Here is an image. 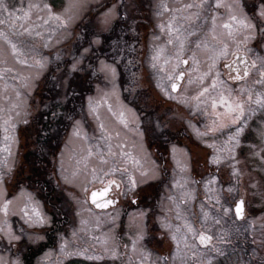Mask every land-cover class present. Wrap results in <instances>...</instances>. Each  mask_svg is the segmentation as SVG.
I'll return each mask as SVG.
<instances>
[{
  "label": "rangeland",
  "instance_id": "1",
  "mask_svg": "<svg viewBox=\"0 0 264 264\" xmlns=\"http://www.w3.org/2000/svg\"><path fill=\"white\" fill-rule=\"evenodd\" d=\"M5 3L13 6L11 10L18 16L22 15L18 10L28 11L35 5L29 19L16 24L40 35H15L9 27L11 20L0 25L4 33L0 38L4 61L0 63V206L11 201L7 214L0 211L3 264H27V251L46 240L50 231L54 241L33 258L34 264H264V113L257 123L262 126L254 134L257 138L248 140L240 155L236 152L238 138L229 139L235 136L236 128L206 132L205 126L197 139L206 149L187 152L188 155L182 152L184 149L172 151V171L158 205L141 207L145 209L144 217L148 210L153 211L149 221L138 218L131 210L126 218H118V207L96 210L86 197L88 182L101 179L105 173L126 180L128 175L121 176L118 171L120 164L138 174H134L139 179L136 184L146 180V175L136 168L148 157L139 150L143 140L140 130L150 115L151 96L158 97L151 94L153 87L168 97L163 106L172 102L209 104L213 98L219 100L221 93L230 99L231 82L227 79L231 76L220 68V61L233 49L260 56L264 61V47L260 51L252 46L253 30L233 25L239 30L229 37L223 27L232 23V16L247 17L244 0H219V8L215 7L217 0H208L202 8H186L190 3L199 5L201 0ZM55 16L60 20L52 18ZM170 23L174 29L171 33ZM205 34L211 41L201 40ZM246 36L251 37L247 42ZM180 40L184 41L182 53L190 49L187 55L191 60L186 67L177 61ZM8 41L17 44L18 55H13ZM201 41L202 47L198 48L196 44ZM225 44L227 55L216 58ZM180 69L186 77L174 93L170 88L173 81L168 77ZM72 78H87L93 83L92 90L79 84L68 85ZM217 80L226 84H217L214 89L212 85ZM242 82L249 91V83ZM203 88L209 91L197 101L194 97ZM82 91L83 99L75 102L78 111L69 117L62 144L52 157V167L46 169L50 181L57 185L55 193L60 194V199H52L59 207L51 208L38 199L41 194L30 184L19 185L29 170V165L22 167V153L35 145L36 128L46 131L43 110L54 109L52 117H66L71 109L67 97ZM250 93L251 102L262 96V92ZM120 113L127 127L120 122ZM188 123L196 121L189 118ZM101 124L105 126L103 132ZM108 136L111 139H106ZM230 156L235 159L230 160ZM191 158L200 173L197 176L192 173ZM233 166L239 175L233 174ZM153 177L154 174L150 179ZM239 197L245 204L242 219L233 212V203ZM34 208L44 218L43 224L36 223ZM22 209L29 215L25 216ZM62 212L67 218L61 217ZM121 225L124 231L119 235ZM186 225L195 230V236ZM201 233L212 237L208 246L199 244ZM13 236L19 239H11ZM90 256L99 259H88Z\"/></svg>",
  "mask_w": 264,
  "mask_h": 264
},
{
  "label": "flooded vegetation",
  "instance_id": "2",
  "mask_svg": "<svg viewBox=\"0 0 264 264\" xmlns=\"http://www.w3.org/2000/svg\"><path fill=\"white\" fill-rule=\"evenodd\" d=\"M244 5V14L249 19H251L253 23L257 24V29L253 30V38L251 40L252 46L258 48L261 51L262 47H264V18L260 17L259 12L261 8H264V4H262L261 0H244ZM210 39V35L205 34V37H203L201 40L207 41ZM202 41L198 42V44L200 45V47L198 48L202 47ZM188 53H190V49ZM188 53H181L180 56L181 64L185 67L189 64L191 60V57L187 55ZM200 57H202V54H200ZM241 58L249 66V76L240 81H233L232 78L227 79L229 82H231V96L229 102H231L232 100H236L244 104L245 112L244 115L241 117L240 121H237L236 124H232L231 121L227 118L222 117L221 119L217 120L216 116L214 115V110L211 107V103L205 104L202 101L192 104H187L186 102L184 104H176L175 102H172L173 105L167 103L165 106H163L164 101H166L168 97L163 95L158 91V89L153 87L151 94L154 92L158 97L151 96V104L149 106V118L147 119V121H143V129L140 130V128H138L140 131H142L141 139L143 138V140L141 141L142 147L139 150L142 152H146L148 154V157L147 159L145 157L141 162V159L138 158L137 163L139 164L140 162L141 166L137 167L136 169H139L141 171L140 174H147L146 180L144 182L137 183V186L134 191L126 192V189L131 188L132 180H139L137 179V176H135L138 174L130 172L127 167H123L120 164L118 166V171H121V176L122 174L128 175L127 179L125 180L123 177L121 178L120 176L114 174H104L101 179H93L87 184L86 197L88 202L90 201V193L102 192L103 189L108 185V182L114 180L116 184L120 185V188H116L115 185H113L111 190L106 194V196L98 197L97 202L103 203L108 199L114 201L113 204L109 205L105 209L118 207L120 211L118 218H126L127 213L131 210L135 215L137 214L138 218H148L147 221H149L150 218H153L154 213L152 210H148L146 212L147 216L144 217V208L152 207L155 205L157 206L160 197L163 195L165 183L169 180L172 171L171 167H173L171 161V152L173 151V153H175L177 150L184 149V151L182 152L188 155L187 152L193 153V151L195 150L201 151L202 149H206L203 144L200 143V141L197 139V133L203 130V126L206 127V132H212L209 131V128L212 127L214 120H216L218 127L220 124L225 125L224 127H221L222 129H242L240 135L236 137L239 140L238 144L236 145V152H239L238 155H240V153L244 151L243 147L245 143L250 139L257 138L254 134L257 133L259 127L262 128V126L258 125L257 123L262 119L264 113V107L257 105L255 102L249 101V95H251V99L253 98L250 91L252 93L262 92V96L260 95L259 97H263L264 84L258 83V81L261 80L260 73L264 71L263 59L260 56H250L246 51L233 49L229 56L220 61V68L223 70V72H226L227 74H229V76L233 77L237 75V73H229L225 65L232 64L233 61H236ZM183 60H187L188 63H182ZM199 62L202 63L201 60ZM253 63H255L256 65L255 68L251 67ZM234 66H238L241 69L244 68V64ZM180 71L184 72V76L179 84L177 91H175L174 93L180 90L184 78L186 77L185 71L183 69H180L178 72ZM178 72H176L175 75H177ZM239 75L243 77V70L239 72ZM242 81L249 83V91L246 90L247 85L244 84V82ZM241 89H243L244 91H241ZM78 95H84V92L82 91L81 93H78ZM195 97H197V95H195ZM82 98L83 96L79 97V99ZM216 100L218 106L215 112L223 113L225 111L224 107L219 106L218 98ZM70 106L71 109L68 110L66 113L65 123L69 122V117L72 115V111L73 108H75V104L70 103ZM45 111L46 110H43L44 116L46 115ZM190 111L192 112L190 113ZM189 118L194 119L196 123L193 125L189 124ZM63 121L64 119H62L59 123L53 124V129L58 130L59 128L64 126ZM139 126L141 127L140 124L138 125V127ZM40 147H42V145H40ZM26 153L27 150H24L22 153L24 158V161L22 163L24 164L22 166L23 168H25L28 164L27 160L25 159ZM94 154L95 156H97V158L101 159V156L97 153V151H94ZM49 158L52 160L51 155H49ZM39 164V168L35 169V174H32L29 168L27 174L24 175V178L20 179L22 182H20L19 185L26 186L27 184H30L31 189L35 191L38 190L43 194V196L46 194L49 195V193L47 192V185L45 186L43 184L44 182L46 183L44 176H47L49 182H51L47 175L48 172H46L45 174L46 168L47 170H49L51 166L48 165V161L45 158H40ZM195 166L196 164L193 163L191 169L192 173L197 176L200 173L198 172L197 167ZM180 168H183V166ZM210 169H212V167H210ZM152 174H154V177L150 179ZM34 180L36 182V185L34 183ZM49 182L47 184H49ZM54 186H56V184ZM44 192H46V194ZM43 196H38V199L44 201ZM45 197V199H47V202H49V199H59L58 195H56L54 198H47L48 196ZM133 200H135L136 203H132ZM51 202L52 205L56 206V208L59 207L58 203L55 204L53 201ZM91 206L94 207L92 204ZM94 208L99 210L103 209L97 207ZM61 215H63V212L61 213ZM196 225L197 228H199V225Z\"/></svg>",
  "mask_w": 264,
  "mask_h": 264
},
{
  "label": "snow or ice",
  "instance_id": "3",
  "mask_svg": "<svg viewBox=\"0 0 264 264\" xmlns=\"http://www.w3.org/2000/svg\"><path fill=\"white\" fill-rule=\"evenodd\" d=\"M261 2H262V4H264V0H261ZM207 3H208V0H201V3L199 5L190 3V4L186 5V8H193V7L202 8ZM12 7L13 6H11V5H6L5 0H0V17H3L4 13L8 14L7 17L0 18V25H4V24H6V22L8 20H11L12 23L9 25V27L14 31L15 35L22 36V35L27 34L28 36H32V35L39 36L40 33L39 32H34V29L29 28V27H24L23 24H20L19 26L16 24V21H18V20H28L29 16H30L31 8L32 7H36V6L35 5H31L28 11L18 10V11H22V15H19V16L16 15V11H12L11 10ZM45 7H47V6L45 5ZM215 7H217V8L221 7V4L219 3V0H217V3L215 4ZM196 15L199 16V13H196ZM259 15H260L261 18H264V8H261V10L259 12ZM52 18L56 19V20H60L59 16H55V17H52ZM231 21H232V23H226V24L223 25V27L228 30V36L229 37H232L233 33L235 31L239 30L238 28H234L233 25H238L240 28H244V29H248V30H256L257 29V24L253 23L252 20L248 19L247 17H245L244 19H238L236 16H232L231 17ZM44 23L47 24L48 21L45 20ZM18 28L22 29V31L17 30ZM168 30H169L170 33L174 30L173 29V25L171 23L168 25ZM175 31L179 32V29H175ZM195 34H196L195 32H189V35H195ZM3 37H4V33L2 31H0V38H3ZM177 39H179V36L177 37ZM213 39H216V37L213 36ZM249 39H251V37L250 36H246L245 37V42H247ZM8 43L10 44V47H11L13 55H18L19 53H18L17 44L13 43L11 41H8ZM169 43H172V41L169 40ZM205 46H207V45H205ZM197 47H200V45L197 44ZM183 50H184V41L180 40V51H178L177 54H176L178 63L181 62L179 60V57H180L181 53L183 52ZM227 50H228L227 49V45L225 44L219 50L218 57H216V58H220V57L226 56L227 55ZM161 51H163V50H161ZM157 58H158V56L154 57V59H157ZM3 62H4L3 61V51L0 50V63H3ZM214 62H215V60H214ZM21 63H23V61H21ZM182 63L187 64L188 61L187 60H183ZM239 64H244V68L241 69L238 66H234V65H239ZM225 67L228 69L229 73H232V72H236L237 73V75L231 77L233 81H240L242 79H245L250 74L249 66L245 63V61L242 58L238 59L236 61H233L232 64H226ZM251 67L255 68L256 67L255 63H253L251 65ZM241 70H243V73H244L243 77H241L239 75V72ZM5 71H11V69H5ZM260 75H261V80L258 81V83L264 84V71H262L260 73ZM183 76H184V73L180 72L178 75L169 76L168 77L169 81H173L171 83V90L173 92L177 91V89H178V84L175 83L174 81L182 79ZM217 76H219V73H217ZM217 84L225 85L226 81H223V80L214 81L212 87L215 89ZM208 91H209L208 88H204L203 91H201L199 93V96L194 97V99L199 101L201 97H205V95L208 93ZM241 91H244V90L241 89ZM229 96H231V90H229ZM249 101H251V95H249ZM255 103L257 105L261 106V107H264V98H261V97L258 96V98L256 99ZM217 106H218L217 105V100L215 98H213L212 101H211V107L214 110V115L216 116L217 120L221 119L222 117L223 118H227V119H229L231 121L232 124H236L237 121H240L241 117L244 115V112H245L244 104L242 102H239V101H236V100H232L231 102H229V99H226L225 96L223 95V93H221L219 95V106L224 107L225 111L223 113L215 112V110L217 109ZM92 111L95 112V108H93ZM119 119H120V122L122 124H124L125 127H127V123L124 120V114L123 113H120ZM224 126L225 125L220 124L219 127H218L216 120H214L213 124H212V127L209 128V131L214 132V131L219 130L220 127H224ZM100 128H101V130L103 132L105 126L103 124H101ZM241 131H242L241 128H237L235 136L229 137V139L230 140H235L236 137H238L240 135ZM76 134L79 135V132H77ZM206 134L207 133H200V135H206ZM106 139H111V137L108 136V137H106ZM229 159L230 160H234L235 157L234 156H230ZM106 162L107 161H105V163ZM213 162H215V161H213ZM113 171H116V169H113ZM233 174L234 175H239V172L235 170L234 166H233ZM105 175H107V173H105ZM142 175H147V174L146 173H142ZM113 185H115L116 188H120L119 184H116V182L114 180H111V181L108 182V185L103 189L102 192H99V193L92 192L91 193L92 203L95 204V206L97 208H106L109 205L114 203V201H112L111 199H108V200H106L103 203H98L97 202L98 197L106 196V194L111 190ZM136 186L137 185H136L135 180H132L131 181V188L130 189H126V192L127 191H134ZM229 191H232V189H229ZM10 203H11V201L5 202L2 206H0V211H3L5 214H7L8 206H9ZM132 203H136V201L133 200ZM243 206H244V201L237 202L236 209H235L237 218H241V219L243 218ZM21 211L24 212L25 216L29 215L28 212L25 211L24 209H22ZM227 211L228 210L225 209V212H227ZM32 214L38 218L36 223L43 224L45 222L44 218H41L40 213L37 212L35 208L32 209ZM178 216H179V213H178ZM205 216H207L206 213H205ZM186 227L188 228V231L190 233H193L194 236L196 235L195 234V230L190 225H186ZM11 239H19V237L13 236V237H11ZM173 239H175V237H173ZM211 240H212L211 236L203 234V233L199 234V236H198V242H199L200 245H203V246H208L210 244ZM191 246L195 247L196 245L194 243ZM88 259H99V257L90 256V257H88ZM0 264H3V260L2 259H0Z\"/></svg>",
  "mask_w": 264,
  "mask_h": 264
},
{
  "label": "trees",
  "instance_id": "4",
  "mask_svg": "<svg viewBox=\"0 0 264 264\" xmlns=\"http://www.w3.org/2000/svg\"><path fill=\"white\" fill-rule=\"evenodd\" d=\"M90 79V77H88ZM71 84H79V85H82L84 88L89 89V91L92 90L93 88V83L89 82V80L87 78H84V79H75V78H72L68 81V85H71ZM84 95H78L76 94V96H73L70 94L68 97H67V100L69 103H74L76 101L79 100V97H82ZM49 97V96H48ZM83 99V98H82ZM45 102V100L43 101ZM57 102V101H55ZM74 110L72 111V113H75L76 112V108H73ZM55 112L54 109H49L45 111V119H46V131L44 133H42L39 129L35 130V133H36V139L35 140V147H31L27 150V153H26V157L25 159L27 160V165H29V168H30V171L32 174H35V169L39 168L40 164H39V159L40 158H45L47 161H48V165H51V159L49 158V155H52L54 154L55 152V148L58 147L60 141H61V138H62V134L63 132L66 130V128L68 127V123H65L66 120H65V117L63 116H58L57 118H55V116H51V113ZM51 118H55L53 119V121H51ZM62 119H64V126H62L61 128H59L58 130H55L53 129L52 125L55 124V123H59ZM45 124V125H46ZM40 145H42V147H40ZM47 169V168H46ZM45 174H46V170H45ZM44 179L46 181V183L44 182L43 185H47L46 187H48L47 189V192L49 193V195L52 194L53 190H54V184L53 182H49L47 176H44ZM49 182V184H47ZM34 183L36 185V182L34 180ZM46 194V192H44ZM43 195V194H42ZM49 195H44L45 196H49ZM46 198V197H45ZM46 204L47 206H49V204L52 205V202L49 200V202H47V199H46ZM53 206V205H52ZM51 207V206H49ZM52 208V207H51ZM65 217V215H64ZM53 227H55L53 225ZM54 241V235L52 234V232H47V239L44 240L41 244H39L35 249H30L29 251H27L26 255L24 256L25 258V262L27 264H34L32 262L33 258L40 252L43 251L44 248L48 247V246H51L52 243Z\"/></svg>",
  "mask_w": 264,
  "mask_h": 264
},
{
  "label": "water",
  "instance_id": "5",
  "mask_svg": "<svg viewBox=\"0 0 264 264\" xmlns=\"http://www.w3.org/2000/svg\"><path fill=\"white\" fill-rule=\"evenodd\" d=\"M180 81H181V79H180V80H175L174 82L177 83V84L179 85ZM89 198H90V201L92 202V199H91V193H90ZM239 201H242V199H241V198L237 199L236 202H235V204H234V212H235V214H236V210H235V209H236V204H237V202H239ZM243 214H244V206H243Z\"/></svg>",
  "mask_w": 264,
  "mask_h": 264
}]
</instances>
